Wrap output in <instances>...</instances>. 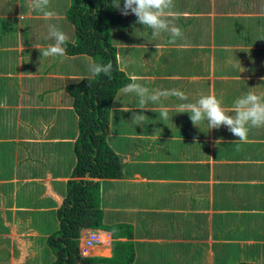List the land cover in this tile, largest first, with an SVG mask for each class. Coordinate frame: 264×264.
I'll use <instances>...</instances> for the list:
<instances>
[{"label": "crops", "instance_id": "1", "mask_svg": "<svg viewBox=\"0 0 264 264\" xmlns=\"http://www.w3.org/2000/svg\"><path fill=\"white\" fill-rule=\"evenodd\" d=\"M5 1L7 41L0 43V56L7 54V124H2L7 136H0V264H48L53 254L46 237L58 227L55 211L72 175L78 132L65 86L90 75L92 58L66 54L75 59V68L60 69L53 63L64 57L41 54L53 43L46 37L54 21L73 40L66 16L70 0L61 10L57 0H50L57 13L50 20L33 11L30 0ZM174 2L180 14L174 23L183 32L174 44L168 43L167 33L153 38L134 14L124 16L114 7L117 21L109 34L116 54L128 61L126 75L142 78L150 89H179L191 101L201 93L223 94L226 107L249 91L264 92V71H258L264 66V0H209L207 7L204 0ZM37 32L43 38H36ZM235 57L244 72L228 63ZM120 89L109 110L106 140L122 160L121 175L99 179L103 229L96 231L105 243L91 245L84 254L108 258L115 251V264H181L187 255L193 264H264V234L254 229H264V127L251 128L247 142H238L227 127L193 126L188 113L176 112L181 102L176 97L162 102L168 120L159 118L161 105L149 103L145 121L136 126L131 117L138 98ZM35 223L44 225L47 234Z\"/></svg>", "mask_w": 264, "mask_h": 264}, {"label": "trees", "instance_id": "2", "mask_svg": "<svg viewBox=\"0 0 264 264\" xmlns=\"http://www.w3.org/2000/svg\"><path fill=\"white\" fill-rule=\"evenodd\" d=\"M66 16L74 29L73 40L67 43V55L85 54L92 62L112 61L113 72L111 78L104 75L93 78L90 74L65 86L72 98L78 132L73 143L72 175L65 182L64 197L55 211L58 227L46 237L53 254L48 264H115L119 262L115 251L108 258L95 257L84 254L80 243L85 230L103 229L99 179L121 175L122 160L106 136L112 101L117 90L130 79L118 70L115 62V47L109 34L110 26L117 21L112 0H70ZM4 41H7V18L0 17V43ZM0 79L5 84L7 78ZM0 136H7V127L0 125ZM132 256L131 252L124 261L129 262Z\"/></svg>", "mask_w": 264, "mask_h": 264}, {"label": "clouds", "instance_id": "3", "mask_svg": "<svg viewBox=\"0 0 264 264\" xmlns=\"http://www.w3.org/2000/svg\"><path fill=\"white\" fill-rule=\"evenodd\" d=\"M112 6L119 9L124 16L134 14L136 23L142 25L144 29L151 30L153 38L159 37L161 33H167L170 37L168 43L174 44L183 36L182 29L174 23L180 15L175 11L174 0H124L122 8L120 0H112ZM30 7L44 20L54 19L57 16V13L50 8V0H30ZM46 39L53 43L48 44L42 52L40 51L43 57L66 56L68 36L56 24L48 25ZM115 62L120 72L126 71L128 61L119 52L115 56ZM228 63L234 69H238L239 73L245 71L236 57L229 59ZM89 72L93 78L101 75L111 78L113 62L93 61L89 65ZM129 79L131 82L120 89V93L134 94L138 98V110L131 117L136 126H140L145 121L147 116L143 113L147 111L149 103L161 105L159 118L168 120L169 110L163 106L162 102L170 97H176L181 101L176 105V112L188 113L193 126L199 127L202 122H206L209 130L227 127L238 138L236 140L238 142H247L251 128L264 127V92L249 91L236 98L231 107H226L223 94L217 97L215 94L201 93L197 99L191 101L188 94L179 89H150L140 82L142 79L140 77L130 75Z\"/></svg>", "mask_w": 264, "mask_h": 264}, {"label": "rangeland", "instance_id": "4", "mask_svg": "<svg viewBox=\"0 0 264 264\" xmlns=\"http://www.w3.org/2000/svg\"><path fill=\"white\" fill-rule=\"evenodd\" d=\"M5 2H6L5 0H0V17H3L7 13V11H6V13H2V12H4L2 10L3 7H6L7 8V2L6 3ZM8 2H11V0H8ZM14 2H15V4L16 3L18 4L17 0H14ZM57 2H59L58 7L61 10L67 4L68 0H57ZM29 3H30V1H29ZM208 3H209V0H204V7H207L208 6ZM27 6H28V2H27ZM209 6H210V4H209ZM13 7H14V4L12 6L10 5L9 8L12 9ZM29 7H30V5H29ZM58 23H59L58 21H54L52 24H56L59 27ZM136 34L141 36V33L140 32H137ZM35 37L36 38H39V39L40 38H43V33L37 32L35 34ZM3 51H5V50H3ZM2 60H4V62ZM59 60H60L59 63H53L56 67H59L60 69L61 68H67V67H73V68H75V66L73 64V61L75 59H71V58L64 57V58L59 59ZM131 61L133 63V59ZM200 65L201 64H198L197 65V68H200ZM0 69H3L2 71H0V78H3V77L7 78V54L6 55L1 54V58H0ZM261 70L264 71V66H262L258 71H261ZM194 71L195 70H193V69L190 70L191 73L194 72ZM189 84L194 85V87H197V85L199 84V82L198 81H190ZM1 85H2V79H0V86ZM5 98H6V102H5ZM74 115H76V114L74 113ZM65 116L67 118H70L71 117L70 112H67L65 114ZM149 121H150V119H149ZM3 123L7 124V80H6L5 84H3L2 87L0 88V125H2ZM121 187H123V185H121ZM126 190H127V188H123V191H124L123 192L124 193L123 195H125V193H126L125 191ZM119 199H122V194H121L120 191H119ZM35 224L38 226L39 231L41 233L47 234L46 229H44L45 228L44 225L37 224V223H35ZM254 229L256 231V234L257 233L262 234V235L264 234V229H260L257 226ZM101 242L102 243H105V239L103 238V240H102V238L100 237V242H98V243H101ZM95 244H97V243H94L93 245H95ZM45 245L47 246L46 242H45ZM228 250H230V248L227 249L226 251H228ZM201 251L203 252V250H201ZM221 259H223L222 258V255H221ZM198 260L199 259H196V261H198ZM194 262H195V260H194ZM181 264H193V260H191L190 257H189V255H187L185 258L182 257Z\"/></svg>", "mask_w": 264, "mask_h": 264}, {"label": "built area", "instance_id": "5", "mask_svg": "<svg viewBox=\"0 0 264 264\" xmlns=\"http://www.w3.org/2000/svg\"><path fill=\"white\" fill-rule=\"evenodd\" d=\"M100 242V234L96 230H90L82 240L80 246L83 253H85L91 245Z\"/></svg>", "mask_w": 264, "mask_h": 264}]
</instances>
